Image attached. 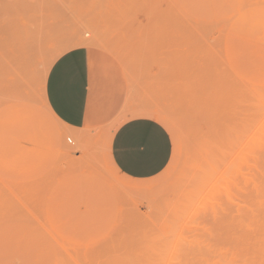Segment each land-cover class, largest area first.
I'll return each mask as SVG.
<instances>
[{
	"label": "rangeland",
	"instance_id": "obj_1",
	"mask_svg": "<svg viewBox=\"0 0 264 264\" xmlns=\"http://www.w3.org/2000/svg\"><path fill=\"white\" fill-rule=\"evenodd\" d=\"M53 1L0 0L13 7L0 6L6 37L22 12L47 30L18 101L7 38L1 50L0 264H264V0ZM69 32L92 41L73 46ZM78 47L122 107L74 131L50 117L44 90L47 55L52 66ZM137 116L173 144L143 181L116 173L108 153Z\"/></svg>",
	"mask_w": 264,
	"mask_h": 264
},
{
	"label": "crops",
	"instance_id": "obj_2",
	"mask_svg": "<svg viewBox=\"0 0 264 264\" xmlns=\"http://www.w3.org/2000/svg\"><path fill=\"white\" fill-rule=\"evenodd\" d=\"M115 92V88H106L86 47L69 50L55 60L44 90L50 111L74 131L88 129L120 112L122 106ZM108 142L114 171L136 181L161 174L173 153L172 139L165 127L145 116L121 121Z\"/></svg>",
	"mask_w": 264,
	"mask_h": 264
},
{
	"label": "bare ground",
	"instance_id": "obj_3",
	"mask_svg": "<svg viewBox=\"0 0 264 264\" xmlns=\"http://www.w3.org/2000/svg\"><path fill=\"white\" fill-rule=\"evenodd\" d=\"M48 1V0H47ZM50 1V0H49ZM52 2H54L53 0H52ZM36 3V2H35ZM99 3V2H98ZM3 4V6H6V5H4V4H7V3H1L0 4V6ZM14 4H16L15 3V1H14ZM38 3H36V5H37ZM49 4V3H48ZM9 5V4H8ZM47 5V4H46ZM56 5V4H55ZM96 5H98L97 3H96ZM38 6V5H37ZM44 6V5H43ZM6 7H9L10 8V5L9 6H6ZM21 7V5L20 6H18V4H17V6H16V8H20ZM29 7V6H28ZM31 7V6H30ZM45 7V6H44ZM47 7V6H46ZM99 7V6H98ZM1 8H2V6H1ZM12 8L13 7H11L9 10L11 11L12 10ZM25 8V7H24ZM23 8V9H24ZM27 8V7H26ZM58 8V7H57ZM62 8V7H61ZM5 9V8H4ZM22 9V8H21ZM21 9H19V11H18V13L20 14L22 11H21ZM22 9V10H23ZM58 11H59V8H58ZM6 12H7V9H6ZM60 12V11H59ZM4 11H2V16L4 15ZM15 13V12H14ZM26 13V12H25ZM29 14V13H28ZM109 14V13H108ZM13 15V14H12ZM61 15V14H60ZM1 16V15H0ZM1 16V17H2ZM7 16H9V15H7ZM14 16V15H13ZM33 16V15H32ZM68 16V15H67ZM7 18L6 16H3L2 18ZM15 17V16H14ZM44 17H45V15H44ZM26 18H29V16L27 17L26 16ZM31 18V17H30ZM30 18H29V20H26L25 19V15H24V13L22 12V14L21 15H19V17H18V19L16 20V22L15 23H13V24H15V26H14V28L13 29H11V32H10V35H9V37H6V35H5V33H6V29H4V25H3V28H2V26H1V21H0V56L2 57V55H1V50H2V48L3 47H5V46H3V45H5V44H3V43H6V42H4V40H5V38H7V40L6 41H8L7 43H9V48H10V51L11 52H9L8 53V55L11 53V56L9 55L8 56V58L10 57V59H11V61L9 62V66H12L11 68H9V69H11L10 71H11V79H10V81H11V86H10V88H11V94L13 95V97H14V100L16 101H18V98H20V97H24V96H26V94H27V92H28V90H29V88H30V75H31V67L33 66V63H34V61H36V59H38L37 57H38V55L39 56H41L42 55V53H41V50H39V48L41 47L42 48V45L40 46V47H36L37 45H34V42L36 41V39L38 40V37H39V35L40 34H42L41 33V31L43 32L44 31V29L46 28H43L42 26H40L39 24H37L36 22H35V20H33V19H31L30 20ZM60 18H62V17H60ZM37 19H38V16H37ZM15 20V19H14ZM32 20H33V22H32ZM47 21V20H46ZM46 21H43V22H46ZM61 21V20H60ZM80 21V20H79ZM42 22V23H43ZM48 23V22H47ZM60 23V22H59ZM44 24V23H43ZM67 24V23H66ZM8 25H9V23H8ZM12 25V24H11ZM39 25V26H38ZM46 25V24H45ZM48 25V24H47ZM72 25V24H71ZM74 25V24H73ZM6 26H7V24H6ZM7 28V31H8V26L6 27ZM41 28H43L42 30H41ZM41 31H40V30ZM76 29V28H75ZM46 30V29H45ZM47 31V30H46ZM72 31H74V30H71V32ZM78 31V30H77ZM71 32H69V33H71ZM44 33V32H43ZM68 33V34H69ZM4 34V39L2 38L1 39V36ZM67 34V35H68ZM72 34V36H73V40H75L74 41V43H73V46L75 45V46H78V45H84V44H87V43H89V41H92V39H90V40H88L87 39V37L89 36L88 34H86L85 33V36L82 38H80V37H76L75 39H74V35L76 34V32H73V33H71ZM37 35V36H36ZM65 35V34H64ZM36 36V37H35ZM60 36V35H59ZM3 37V36H2ZM11 37V38H10ZM64 37V36H63ZM67 38V37H66ZM71 38V37H70ZM95 38V37H94ZM39 39H40V37H39ZM106 40V39H105ZM64 41V40H63ZM68 41V40H67ZM99 41V40H98ZM59 42V41H58ZM7 43H6V45H7ZM37 44V43H36ZM90 44H92V42L90 43ZM90 44H88V45H90ZM100 44V43H99ZM38 45H40L39 43H38ZM3 46V47H2ZM62 47V46H61ZM94 47H96V46H94ZM178 47V46H177ZM38 48V49H37ZM44 48V47H43ZM46 48V47H45ZM44 48V49H45ZM52 48H54V47H52ZM43 49V50H44ZM7 50H9V49H7ZM46 50V49H45ZM44 50V51H45ZM117 50H119V48L117 49ZM116 50V51H117ZM168 50V49H167ZM3 51V50H2ZM47 51V50H46ZM46 51H45V53H46ZM49 51H51L50 49H49ZM48 51V52H49ZM56 52V51H55ZM59 52V51H58ZM114 52V51H113ZM183 52V51H182ZM186 52V51H185ZM41 54V55H40ZM47 54V53H46ZM57 54V53H56ZM169 54V53H168ZM167 54V55H168ZM43 56V55H42ZM48 56H51V57H49L48 58ZM182 56V55H181ZM181 56H179V61L180 60H182L181 58H183V60H184V58H186V57H181ZM42 58V57H41ZM43 58H45L44 56H43ZM47 64H46V71H47V69H49L50 68V66H51V63L53 62V59L55 58V56H54V52L51 54V55H47ZM10 59H8V61L10 60ZM46 59V58H45ZM196 59H197V57H196ZM122 60V59H121ZM38 61V60H37ZM184 63H187V58H186V62L185 61H183ZM194 62V61H193ZM11 63V64H10ZM181 63V62H180ZM190 63V59H189V62L186 64V65H188ZM181 64H183V63H181ZM181 64H179V65H181ZM192 64V63H191ZM185 65V66H186ZM183 67H184V65H183ZM188 67H190V69L192 68L191 67V65L189 66L188 65ZM187 67V68H188ZM195 67V66H194ZM201 67V66H200ZM182 69V68H181ZM183 69H185V68H183ZM182 69V70H183ZM185 71H186V69H185ZM190 70H189V68H188V70H187V72L188 73H190L189 72ZM187 73V74H188ZM196 73H197V71H196ZM196 73H194V75H196ZM9 74H10V72H9ZM184 74V73H183ZM186 74V75H187ZM185 75V74H184ZM189 75V74H188ZM191 75V77H192V74H190ZM181 76V75H180ZM197 77L200 79V75L198 76V74H197ZM202 77V76H201ZM190 78V77H189ZM193 79L195 78V77H192ZM191 79V78H190ZM196 79V78H195ZM9 81V82H10ZM189 81H191V80H189ZM189 81H187V82H189ZM193 81V80H192ZM191 81V82H192ZM201 81L202 80H200V82H199V80H196L194 83L196 84V82H197V84L199 83V85H201L200 83H201ZM191 82H189V84L191 83ZM193 82H192V84H193ZM206 83V82H205ZM192 84H190L189 85V88L191 87V85ZM204 84V83H203ZM187 88V87H186ZM192 88V87H191ZM203 88L205 89V86H203ZM176 89H179L178 88V86H177V88ZM202 89V88H201ZM192 90V89H191ZM199 90H200V88H199ZM175 91H177V90H175ZM197 90L195 89V92H196ZM179 92H181V91H179ZM179 92L178 93H176V94H174V95H176V97L175 96H173L174 98H177V97H179V101L182 99V97L181 96H178V94H179ZM193 92H194V90H193ZM203 92V91H202ZM45 94V93H44ZM199 94H200V92H199ZM179 95H181V94H179ZM193 95V94H192ZM203 95V94H202ZM184 96H185V94H184ZM194 96H195V94H194ZM194 96H191V97H194ZM201 96V95H200ZM204 96V95H203ZM44 97H45V95H44ZM187 98V97H186ZM198 98L199 99H201V98H203L202 96L201 97H199L198 96ZM178 99V98H177ZM177 99H175V101H176V103H177ZM206 99V98H205ZM186 101V100H185ZM46 102V101H45ZM203 102V101H202ZM181 103V102H180ZM184 104H185V102H184ZM187 105V104H186ZM184 106V105H183ZM46 109H47V112H48V114L50 115V117L53 119V120H56L57 122H59V123H61L54 115H53V113L50 111V109H49V107L47 106V104H46ZM180 109H178V111H179ZM200 110V109H199ZM181 111V110H180ZM165 123V122H164ZM264 150V149H263ZM263 207H264V205H263ZM264 210V209H263ZM259 221V220H258ZM264 222V221H263ZM230 223V222H229ZM238 223V222H237ZM259 223V222H258ZM262 224V223H261ZM264 224V223H263ZM231 225V224H230ZM258 227H260V226H258ZM257 228V227H256ZM264 230V228H261V229H258V233H260V232H263V231H261V230ZM260 230V231H259ZM255 231H257L256 229H255ZM256 233V232H255ZM258 235H260V234H258ZM262 235H263V233H262ZM256 236V235H255ZM261 236V235H260ZM260 236H257V237H260ZM263 237V236H262ZM262 239V238H261ZM264 240V239H263ZM258 241V240H257ZM263 242H261V244H262ZM259 244V243H258ZM263 245H264V243H263ZM260 248H261V246H260ZM263 248L264 247H262V250H263ZM258 250V249H257ZM249 251V250H248ZM264 252V251H263ZM262 252V253H263ZM260 254V253H259ZM258 254V255H259ZM256 255V254H255ZM254 255V256H255ZM250 256V255H249ZM252 256V255H251ZM250 256V257H251ZM256 257V256H255ZM264 256H262V258H263ZM257 259V258H256ZM255 258H254V260H256ZM264 259V258H263ZM263 259H261V261H263ZM253 260V259H252ZM264 262V261H263ZM228 263V262H227Z\"/></svg>",
	"mask_w": 264,
	"mask_h": 264
}]
</instances>
